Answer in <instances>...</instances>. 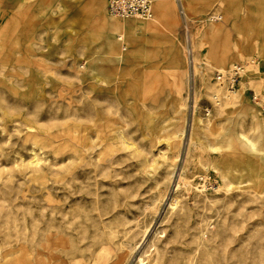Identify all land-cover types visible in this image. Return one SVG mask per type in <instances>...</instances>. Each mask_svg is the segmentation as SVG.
Here are the masks:
<instances>
[{
	"label": "rangeland",
	"instance_id": "374dc122",
	"mask_svg": "<svg viewBox=\"0 0 264 264\" xmlns=\"http://www.w3.org/2000/svg\"><path fill=\"white\" fill-rule=\"evenodd\" d=\"M106 2L0 0V264H129L170 192L143 263L264 264V0Z\"/></svg>",
	"mask_w": 264,
	"mask_h": 264
},
{
	"label": "bare ground",
	"instance_id": "6f19581e",
	"mask_svg": "<svg viewBox=\"0 0 264 264\" xmlns=\"http://www.w3.org/2000/svg\"><path fill=\"white\" fill-rule=\"evenodd\" d=\"M124 22L125 23L129 22L132 25L135 24L134 23L135 20H128V21H124ZM209 28H210V33H215L216 31H218V29H217L218 27H209ZM113 29L114 28L111 27V30H113ZM196 46L197 47L201 46L200 42L197 41ZM199 77H201L202 80L206 84H209V82H210L209 77L210 76L208 74H206V75L199 74ZM232 94H233V92H230L226 96L227 100L232 99V97H233ZM214 97L217 98V95H215ZM79 147L81 149H83V151L84 150L85 151L86 150H90V149L93 148L90 143L86 144L82 137H80V139H79L78 148ZM186 155H187V153H186ZM185 160H186V157H185ZM78 169L79 170H70L69 168H62V173L60 174V178H61L62 181H64V184L68 185V187H63V189L67 193L66 197L70 198V200L73 199L71 202H73V205H75V204L79 203V202L76 201V198H77L78 194L80 195V197L83 196V195L87 196V195H91L92 191H94V193H93L94 197H93L92 201L94 203L101 202V200H99V198L97 197V194L99 193L98 192V187H96L95 190H90L89 191V190L85 189V186L82 185V181H80V179L83 178V177H89L90 173L94 174V178L99 176L98 173H97L98 168H90V169H86V168L80 169V168H78ZM94 183H95V185H99L101 183V181L99 179H94ZM195 188L198 190L197 186ZM195 192L199 193L198 191H195ZM163 195L164 194H161L160 198L163 197ZM173 196H174L173 192H170L169 194H167V196L164 199V201L162 203V206H161V208H159V210H158V206L154 205V211L153 212L156 211V213H155L156 215L151 217V222H148V223L145 222L143 224V226H142V233H143L144 237L142 239H140V241L134 242L132 245L130 243L131 247H128L129 249L127 247H123L127 252L131 251V253H132V250L135 249V252H133V254L131 255V257L129 259V264H145V263H143L144 259H140V255H139L138 249L140 247H142L146 243L145 242V238L147 237L149 231L153 230L155 224L158 223V222H161V220H163V216L164 215L166 217V212H167V210H169V208L171 206V201L173 200ZM82 199H84V198H82ZM48 201L50 203V206H52V204H51L52 203V198H51V194L50 193H48ZM179 209L181 211H184L186 209L185 204L180 206ZM53 211H55L56 213H59L60 215H62V209L61 208H57V209L54 208ZM168 212L171 213L170 210ZM49 220H50L49 223H51L52 222V216L49 218ZM54 228H55V231L57 232V234L59 235L60 234V224H54ZM47 230H48L49 236H51V234H53V226H52V224L49 225ZM48 240H49V244H50L51 239H48ZM121 245H126V244H121ZM129 254H127V255H129ZM127 255L125 254L124 256H122L120 258V260H124L127 257Z\"/></svg>",
	"mask_w": 264,
	"mask_h": 264
},
{
	"label": "built area",
	"instance_id": "2783aa9c",
	"mask_svg": "<svg viewBox=\"0 0 264 264\" xmlns=\"http://www.w3.org/2000/svg\"><path fill=\"white\" fill-rule=\"evenodd\" d=\"M107 14L113 18L125 19L130 17H150L152 14V0H107ZM240 66L234 67L230 73H218L216 79L233 88L239 78ZM263 113L264 109L261 108Z\"/></svg>",
	"mask_w": 264,
	"mask_h": 264
}]
</instances>
